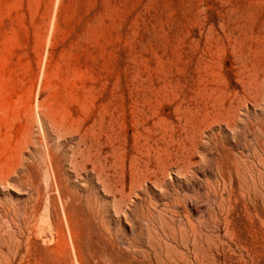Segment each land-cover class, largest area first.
<instances>
[{"label": "rangeland", "instance_id": "1", "mask_svg": "<svg viewBox=\"0 0 264 264\" xmlns=\"http://www.w3.org/2000/svg\"><path fill=\"white\" fill-rule=\"evenodd\" d=\"M0 264H264V0H0Z\"/></svg>", "mask_w": 264, "mask_h": 264}]
</instances>
